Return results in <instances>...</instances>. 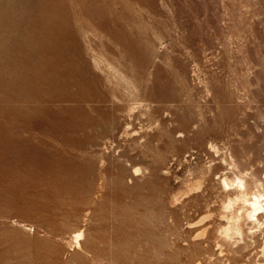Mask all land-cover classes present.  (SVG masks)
Here are the masks:
<instances>
[{
	"label": "rangeland",
	"instance_id": "obj_1",
	"mask_svg": "<svg viewBox=\"0 0 264 264\" xmlns=\"http://www.w3.org/2000/svg\"><path fill=\"white\" fill-rule=\"evenodd\" d=\"M229 154L264 174V0H0V264H264Z\"/></svg>",
	"mask_w": 264,
	"mask_h": 264
},
{
	"label": "bare ground",
	"instance_id": "obj_2",
	"mask_svg": "<svg viewBox=\"0 0 264 264\" xmlns=\"http://www.w3.org/2000/svg\"><path fill=\"white\" fill-rule=\"evenodd\" d=\"M221 164L224 166V168H226V170H228L226 172L223 171L224 173L221 174L218 181L220 184L219 186H221L224 192H226V197L224 195L225 199H223L221 203L222 211L220 210L222 212L221 217L223 218L224 221V225L220 227V234H221L220 236L222 237V241L223 240L229 241L234 237L243 240V237H245L244 235L246 236L248 235L247 236L248 238L250 236L254 237L256 231L252 229L255 228L258 231L264 230V174L262 175L258 174L255 169H251V168L246 169L245 168L246 166L244 168L241 167L240 169L239 165L236 163L235 159L232 157L231 154H229L227 158L224 156L223 158L221 157ZM135 168L133 174L137 175L140 169H135ZM228 173L230 174L228 175ZM245 228H248L247 229L248 234H245L244 232ZM72 230H74V228ZM70 234L74 245L77 246V248H79L81 246V241L84 239L83 230L75 229ZM203 234H205V229L200 233H198L196 237H200ZM234 240L235 239H233V241ZM237 244H235V247L236 246L237 247L235 248L236 250L234 252L240 255L241 254L240 250L243 246L239 247ZM245 244L244 246H246ZM261 252L262 255H264V248H262ZM110 264H118V263H115L113 259L110 258Z\"/></svg>",
	"mask_w": 264,
	"mask_h": 264
}]
</instances>
